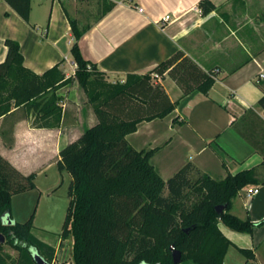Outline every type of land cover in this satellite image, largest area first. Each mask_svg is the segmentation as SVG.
<instances>
[{
  "label": "crops",
  "instance_id": "1",
  "mask_svg": "<svg viewBox=\"0 0 264 264\" xmlns=\"http://www.w3.org/2000/svg\"><path fill=\"white\" fill-rule=\"evenodd\" d=\"M200 1L31 0L26 21L0 0V62L6 56L5 40L11 38L20 43L25 66L36 73L60 63L64 72L73 69L67 77L73 75L70 18L81 28L89 27L79 39L81 51L109 81H122L131 72L144 74L182 50L215 77L208 94L198 89L184 94L168 73L155 78L177 101L176 107L165 117L139 123L127 140L136 149L158 148L152 163L164 179L187 163L216 179L255 167L262 183L248 186H259V192L248 197L246 186L232 205L233 213L245 218L242 209L264 207V109L258 104L264 94V0H210L214 6L208 13H203ZM166 15L170 18L163 23ZM64 111L55 128L32 126L21 107L0 117V153L25 175L44 168L45 161L36 166L28 161L30 156L38 161L43 152L52 151L59 160L61 148L97 122L87 102L75 100V106ZM181 152L195 155L179 157ZM219 226L239 250L253 251L254 257L248 259L252 264H264L257 252L264 239L222 222ZM45 242L56 249L53 264L72 262L71 238L59 237L56 245Z\"/></svg>",
  "mask_w": 264,
  "mask_h": 264
},
{
  "label": "trees",
  "instance_id": "2",
  "mask_svg": "<svg viewBox=\"0 0 264 264\" xmlns=\"http://www.w3.org/2000/svg\"><path fill=\"white\" fill-rule=\"evenodd\" d=\"M5 1L29 21L31 0ZM199 4L203 13L214 6L210 0ZM70 23L76 69L68 77L60 63L36 73L25 66L20 43L5 40L6 56L0 62V117L21 107L31 117L32 126L55 128L65 114L59 103L61 87L78 80L88 96L97 122L63 146L57 162L59 169L71 175L61 233L63 239H72L71 264H175L172 244L181 250L182 262L224 264L232 242L219 223L252 233L256 224L264 222L255 223L231 212L234 198L244 187L262 183L256 168L230 172L222 179L202 173L193 181L195 169L187 163L164 179L152 163L158 148L136 149L127 140L139 123L165 117L176 107L177 101L156 82L155 74L168 73L184 94L195 89L208 94L215 77L179 49L144 74L131 72L122 81H109L81 51L79 39L89 27L81 28L75 18ZM258 104L264 109V94ZM35 186L34 172L23 174L0 153V232L6 236L0 242V264H37L36 253L54 262L55 247L33 233L35 211L24 222L11 213L12 196ZM189 191L198 199L186 206ZM217 205H224V211L218 212ZM6 245L19 251L18 258L4 251ZM240 251L248 259L254 257L249 248Z\"/></svg>",
  "mask_w": 264,
  "mask_h": 264
},
{
  "label": "rangeland",
  "instance_id": "3",
  "mask_svg": "<svg viewBox=\"0 0 264 264\" xmlns=\"http://www.w3.org/2000/svg\"><path fill=\"white\" fill-rule=\"evenodd\" d=\"M36 9H38L35 6ZM46 30V26L44 27ZM68 58H72L71 53H67ZM73 69H70L65 74L71 73ZM59 94L62 99L59 103L63 109L70 106H75V100L77 103H88V96L85 93L83 87L79 82L74 81L72 84H67L59 89ZM23 115L25 111L23 110ZM149 149V148H148ZM184 153L181 152L179 157H183ZM195 155L193 152L187 153V158ZM38 161L35 157H28V161H35L34 165L41 166L45 161L44 168L38 169L35 172V188L29 189L17 194H14L11 198V213L17 220L24 222L35 211L33 220V233L42 240L48 241L56 245L63 230L64 221L67 214V208L69 205L68 189L71 181V175L68 170H61L58 167V160L55 157L54 152H43ZM199 173L193 171L191 179L194 181L199 177ZM165 194L168 193V189H164ZM244 199L247 196L244 194ZM198 199V195L193 191H189V195L185 199V205L190 206L194 201ZM236 211L235 208L231 209V212ZM245 218L249 217L255 223L264 221V207L261 206L258 210H252V207L241 210ZM248 212V215H247ZM258 218L259 220H254ZM250 236H254L255 239H264V222L262 224H256ZM258 244V243H257ZM4 251L9 253L12 258H18L19 251L13 249L11 246L6 245ZM258 255L264 258V242L257 249ZM180 264H196L192 261H183ZM224 264H252V260H248L246 255L242 253L238 247L231 244L224 259Z\"/></svg>",
  "mask_w": 264,
  "mask_h": 264
},
{
  "label": "water",
  "instance_id": "4",
  "mask_svg": "<svg viewBox=\"0 0 264 264\" xmlns=\"http://www.w3.org/2000/svg\"><path fill=\"white\" fill-rule=\"evenodd\" d=\"M216 209L218 212H223L225 209L224 205H217ZM190 228L186 229V231H188ZM6 241V236L0 232V242L4 243ZM171 252H172V258L175 264L181 263L182 262V252L181 250L177 249L175 247V244H172L171 247ZM35 261L37 262V264H51L49 262H47L41 255L39 254H35L34 255Z\"/></svg>",
  "mask_w": 264,
  "mask_h": 264
},
{
  "label": "built area",
  "instance_id": "5",
  "mask_svg": "<svg viewBox=\"0 0 264 264\" xmlns=\"http://www.w3.org/2000/svg\"><path fill=\"white\" fill-rule=\"evenodd\" d=\"M137 8H138V10L140 12L143 11V8L141 6H137ZM169 18H170L169 15L163 16L162 19H161V21L164 23ZM154 76L156 78H160V75L159 74H155ZM261 76H264V74L261 73ZM259 189H260L259 186H248L247 187V190H246V194H247L248 197H252V196L256 195L259 192ZM69 264H71V263H69Z\"/></svg>",
  "mask_w": 264,
  "mask_h": 264
}]
</instances>
